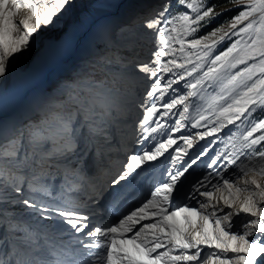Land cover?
<instances>
[{
	"label": "snow or ice",
	"instance_id": "obj_1",
	"mask_svg": "<svg viewBox=\"0 0 264 264\" xmlns=\"http://www.w3.org/2000/svg\"><path fill=\"white\" fill-rule=\"evenodd\" d=\"M176 3L182 9L176 14L170 13L172 0H163L143 21L142 27L148 30L145 35L153 37L154 50L147 62L135 64L131 73L124 75L134 87L145 89L137 105L144 111L134 122L141 135L148 132L151 136L158 128H164L159 120L152 119L159 112L157 103L172 85L186 81L183 87L190 90L187 95H174L162 105L166 109L163 115L183 105L182 111L176 113L180 119L175 121V126H169L166 139L153 148L135 154L126 152V160L120 161L122 167L114 174H111V159H104L112 147L108 126L126 119L130 109L125 104L132 102L134 87L121 94L124 103L99 91L102 84L70 97L72 107L56 115L54 126L29 134L28 148L24 133L3 138L9 126L0 117V206L23 205L38 218L59 221L58 231L69 232L73 244L78 245L66 244L57 251L46 234L21 228L4 210L0 211L3 233L0 264H264V118L249 119L257 108L264 110V0H227V4L237 6L239 11L206 34H201L202 29L231 9L217 12V7L222 6L211 0H176ZM70 4L71 0H0V80L6 79L16 62L31 52L43 29L60 24ZM22 12L25 14L21 15ZM226 41L231 42L215 54L217 46ZM206 65L207 70L202 71ZM233 69L238 70L233 72ZM158 73H170L172 78L165 80ZM188 77L193 79L188 81ZM218 82L223 85L222 91L227 89V94L212 97L208 105L215 119L209 120L205 109L198 113L191 127H201V121L214 125L197 134L200 140L215 136L237 121L246 131L239 137L240 149L217 150L207 165L215 171L203 175L185 195L186 201L195 200L198 207L174 203V192L178 191L180 178L200 156L190 158L175 173L169 171V181L157 186L146 200L118 220L93 223L92 217L103 208L101 201L108 189L128 181L143 163L155 161L176 144L171 133L179 131L183 126L181 121L188 119L185 113L189 107L185 101L196 95L192 90L203 88L206 83L212 87ZM208 123L203 127L207 128ZM77 127L85 129L79 136ZM143 139L148 140V136ZM180 139L191 148L195 137L181 134ZM236 139L232 133L227 144ZM49 143L55 146L54 150L46 147ZM132 143H141L135 134ZM174 151L187 155L186 149L179 146ZM207 151L204 148L200 155ZM52 158L64 163L67 191L84 190L88 201L100 208L88 214L80 210L89 206L88 201L75 206H52L35 195H22L25 183L33 194L51 195L43 179L52 175L48 171ZM169 158L175 162L181 156L169 153ZM221 158L226 163H221ZM176 217L183 220L182 227L174 223ZM234 217L240 220L237 222ZM237 223L240 228L234 231ZM202 245L215 250L204 252Z\"/></svg>",
	"mask_w": 264,
	"mask_h": 264
},
{
	"label": "rangeland",
	"instance_id": "obj_2",
	"mask_svg": "<svg viewBox=\"0 0 264 264\" xmlns=\"http://www.w3.org/2000/svg\"><path fill=\"white\" fill-rule=\"evenodd\" d=\"M162 2L163 0H71V4L67 6L60 24L56 28L50 26L47 29H43L40 32L39 40L32 45L31 52L24 57L28 60H23V58L16 62L9 71L7 78L0 80V117L9 126V130L4 134L3 138L9 139L24 132L29 136L34 130H42L54 126L56 115L62 113L60 107L63 101L76 95L77 90L90 87L94 78H97L101 70L107 66V62H116L117 78L113 79L109 84L106 83L108 85L106 87L104 83V88L101 87V91L105 92L109 98L118 99L121 103H124V97L121 94L127 89L134 87L124 74L131 73L135 64L147 62L155 47L153 37L145 35L148 30L142 27V23L150 16L153 8L158 7ZM172 4L171 14H176L182 10L175 4L174 0H172ZM230 9L231 11H236V14L239 11V8L233 5H231ZM24 14L23 12L21 13V15ZM224 23L220 22L213 28H217ZM209 27L202 29L201 34H206L213 29ZM234 39L236 38L233 37ZM117 40L125 41L127 46L116 53L110 51L109 44ZM230 42L226 41L218 45L215 54L224 50ZM176 47L179 46L176 45ZM109 55L117 58L108 59ZM177 55L180 54L177 53ZM206 70L207 65L202 71ZM236 70L238 69H233V72ZM136 74L139 76L143 75L138 72ZM201 74L202 72L195 73L194 76ZM158 75L164 76L165 80L172 78L170 73H158ZM187 79L191 81L193 77H188ZM185 82L180 81L178 84L172 85V88L168 89L164 96L161 97L160 102L157 103L159 112L152 119L159 120L164 125V128H158L157 132L152 133L151 136H149L148 132H143L141 135L140 130L134 123L142 117L144 110L137 105L143 99L145 91L142 86L134 87L132 102L125 104V107L130 109L126 119L119 122L120 124H110L108 126L109 139L112 141L110 152L113 158L116 159L115 164L118 163L117 169L122 167L120 161L126 160V152L139 153L142 149L153 148L160 140L166 139L167 129L169 126H175V121L180 119L176 113L182 111L183 105H178L177 108L168 112V115H163L166 109L162 105L174 95H187L190 90L183 87ZM148 83H151V81ZM163 83L164 81H162ZM222 87L223 85L219 82L212 87H209L206 83L203 88L198 87L192 90L196 92V95L189 96L185 101L189 107V112L185 113L188 119L181 121L183 126L179 131L171 133L173 139L176 140V144L172 145L173 150L170 153L181 156V159L172 162L168 153L164 154L166 155L164 160H161L163 155L155 161H146L132 173L128 181L121 182L120 185L115 186L118 191L126 190L128 200L134 207L139 206L146 200L150 192L161 183L169 181V171L175 173L177 170L182 169L186 163L190 162V158L200 156L197 163L180 178L177 183L178 191L174 192L176 197L174 203L196 205L195 200L186 201L184 197L189 193L192 185L201 179L203 175L209 171H215L214 169H209L207 165L210 159L214 158L217 150L236 151L240 149L242 142L239 137L243 131H246V127L238 121V124L236 122L235 125H226L215 136L205 137L204 140H200L197 134L207 131L208 128L214 125L201 121V127H191V124L198 117V113L204 112L205 109H207V112H204V114L209 116V120L215 119L212 109L208 105L212 103V97L227 94V89L222 91ZM109 89L111 92H109ZM117 89L120 90L119 93L116 92ZM173 89L178 91L174 93ZM149 103H155V101H150ZM220 103L223 104L224 102L220 101ZM252 118H264V110L257 108L256 112L253 113V117L249 119ZM205 123H208L207 128L203 127ZM151 126L156 127L155 124ZM146 127L148 126L146 125ZM83 131H85L84 128L77 127L78 136ZM232 133L236 134L237 139L233 140L231 144H227V138ZM134 134L140 139L141 143H132ZM181 134L195 137L191 148H188L180 139ZM144 136H148V140H144ZM209 141H214V143H209ZM122 144H127V147H121ZM226 144L227 148H225ZM177 146L186 149L187 155L176 153L174 149ZM46 147L53 150L55 148L51 143L47 144ZM204 148H207L208 151L204 155H200ZM50 160L59 163L56 158ZM158 160L160 168L154 174L148 173L152 168H146V166L150 164L152 166ZM221 163H226L223 158H221ZM229 170L231 171V166ZM48 171L52 173L49 177L57 175L52 166L48 168ZM143 175L145 176L142 177ZM225 175L228 174L225 173ZM141 178L143 179L141 180ZM138 198H140V201H136ZM198 199L203 200L204 198L198 197ZM7 206L11 208L13 211L11 214L14 216L20 215L19 212L25 210L23 206L18 204H5L0 206V209ZM196 206L198 207V205ZM225 211H230V209H225ZM241 215L243 216V214ZM234 220L238 222L240 218L234 217ZM174 223L181 227L184 224L180 217H176ZM239 228L240 225L237 223L233 230L235 231ZM254 238L250 237L249 239ZM201 247L204 252L215 250L208 249L203 245Z\"/></svg>",
	"mask_w": 264,
	"mask_h": 264
},
{
	"label": "trees",
	"instance_id": "obj_3",
	"mask_svg": "<svg viewBox=\"0 0 264 264\" xmlns=\"http://www.w3.org/2000/svg\"><path fill=\"white\" fill-rule=\"evenodd\" d=\"M174 2H175V4H177L176 0H174ZM211 2L222 6V7H217V12L223 11L224 8H230L231 7L230 4H227V0H211ZM234 14H236V11H224V14L222 16L217 17V19L210 25L209 28L215 27L220 22H226V21L230 20V18L233 17Z\"/></svg>",
	"mask_w": 264,
	"mask_h": 264
},
{
	"label": "bare ground",
	"instance_id": "obj_4",
	"mask_svg": "<svg viewBox=\"0 0 264 264\" xmlns=\"http://www.w3.org/2000/svg\"><path fill=\"white\" fill-rule=\"evenodd\" d=\"M26 58H24L23 60H25ZM26 60H28V59H26Z\"/></svg>",
	"mask_w": 264,
	"mask_h": 264
}]
</instances>
